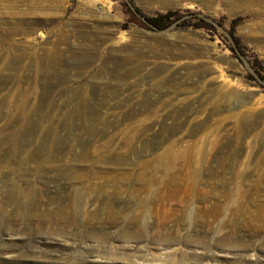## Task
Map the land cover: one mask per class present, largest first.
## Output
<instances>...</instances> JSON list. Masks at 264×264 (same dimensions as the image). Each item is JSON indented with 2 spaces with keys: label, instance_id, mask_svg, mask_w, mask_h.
<instances>
[{
  "label": "rangeland",
  "instance_id": "1",
  "mask_svg": "<svg viewBox=\"0 0 264 264\" xmlns=\"http://www.w3.org/2000/svg\"><path fill=\"white\" fill-rule=\"evenodd\" d=\"M226 193L264 195V0H0V264H236L141 226Z\"/></svg>",
  "mask_w": 264,
  "mask_h": 264
},
{
  "label": "bare ground",
  "instance_id": "2",
  "mask_svg": "<svg viewBox=\"0 0 264 264\" xmlns=\"http://www.w3.org/2000/svg\"><path fill=\"white\" fill-rule=\"evenodd\" d=\"M161 201L170 205L173 204L168 201H173L179 208L174 218L176 223L169 225L166 218L155 215L154 225L159 230L156 234H150L146 218L153 211V205L151 201H147L142 207L141 224L143 237L146 239L158 243L201 247L205 251L202 254L205 259L213 256L214 249H220L237 255L236 264H264L263 194H199L172 196L169 199L164 197ZM183 225H187L186 232L181 233L177 226ZM198 225L212 232L213 236L199 233L192 235L190 230ZM192 256H196V252L183 251V258Z\"/></svg>",
  "mask_w": 264,
  "mask_h": 264
},
{
  "label": "trees",
  "instance_id": "3",
  "mask_svg": "<svg viewBox=\"0 0 264 264\" xmlns=\"http://www.w3.org/2000/svg\"><path fill=\"white\" fill-rule=\"evenodd\" d=\"M177 14H178L177 12L170 11V12H167L165 14H161L158 17L152 18V19H150V21L153 24L157 25L158 27H166V26H169L171 23L174 22V20L176 18L175 16Z\"/></svg>",
  "mask_w": 264,
  "mask_h": 264
}]
</instances>
